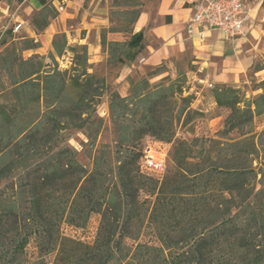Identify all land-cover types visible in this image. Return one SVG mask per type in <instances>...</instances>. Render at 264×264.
<instances>
[{
  "label": "trees",
  "instance_id": "obj_1",
  "mask_svg": "<svg viewBox=\"0 0 264 264\" xmlns=\"http://www.w3.org/2000/svg\"><path fill=\"white\" fill-rule=\"evenodd\" d=\"M114 3L118 21L106 32L130 36L120 41L104 33L100 45L110 63L132 62L144 48V33L133 31L142 5ZM57 12L51 3L34 12L29 23L35 34ZM22 43V50L39 46L34 38ZM52 47L53 62L66 49L76 51L64 35ZM79 49L71 73L38 54L18 57L14 47L3 59L9 86L0 102V264H46L42 257L51 253L52 264H264V129L256 134L251 127L255 116L264 115V80L251 98L239 87L214 85L211 94L225 111L227 139L209 140L214 151L202 155L197 140H173V131L165 128L162 105L179 100L176 113L184 122L189 118V97H181L177 81L151 86L141 79L134 85L130 78V95L109 94L115 149H100L89 170L62 145L64 132L84 130L93 143L102 126L96 103L107 86L87 72L86 47ZM231 132L242 138L232 139ZM144 136L172 144L161 177L140 170L138 142ZM92 212L100 222L91 242L60 232L62 223L86 226ZM31 237L35 260L25 255Z\"/></svg>",
  "mask_w": 264,
  "mask_h": 264
},
{
  "label": "rangeland",
  "instance_id": "obj_2",
  "mask_svg": "<svg viewBox=\"0 0 264 264\" xmlns=\"http://www.w3.org/2000/svg\"><path fill=\"white\" fill-rule=\"evenodd\" d=\"M142 5V10H150L155 6V0H139ZM119 8L115 6L114 0H78L74 5L64 8V11L50 19V24L46 29H49V34H52L50 41L44 36V31L36 33L38 35L36 42L39 46L36 49H21L22 41L25 38H31L26 32V24L24 28L13 32L12 28L16 24V17L18 20H25L29 26V19L33 13L26 14L25 6L19 0H1L0 1V102L4 100L2 97L3 92L9 86V79L3 70V59L9 58L10 52L14 47L15 54L18 57L28 58L31 55H39L43 57L44 62L50 60L49 55L54 52L52 47V41L56 36L64 35L66 38V45L76 48L75 52L70 49H66L63 54L65 59L63 60L65 65L59 68L61 71H67L71 73L76 61V54H80V45L86 47V62L87 72L93 73L98 77L104 78L107 88L102 96L97 99V105L95 110L96 118L102 120V126L98 131L96 139L91 140L87 138L85 131H77L68 129L67 137L63 141L62 145H67L76 152V158L85 168L91 169L93 166V157L98 154L100 149L109 147L111 150L115 149L114 146V133L112 132V121L108 113V99L111 91H117L121 97L128 96L132 92L133 85L130 83V78L133 80L134 85L141 79L147 80L152 86L153 84L162 82L164 86H167L169 80H176L177 84L182 87L181 97H189V113L188 119L184 122V115L180 118L176 113L178 103L172 105H162L160 107L161 116L164 122H166L165 128H169L173 131V140H197V150L201 149L202 155L208 151L213 150V143L208 141L211 139L220 140L225 142L222 132L224 130L223 123L225 119V111L219 108L213 100L211 90L214 87H205L196 82L194 79L195 69L198 64H194V58L189 54H184L176 58L172 63L166 61L160 65L164 66L162 71H158L156 74L150 75L149 72L155 67L160 66H148L143 64L139 59H135L132 62L125 61L123 64H112L108 61L107 52L100 45L101 35L106 33L107 39L116 38L120 41L129 38L130 33L111 34L106 32L110 25H116L118 21L117 11ZM31 27V26H30ZM50 27V28H49ZM248 28V27H247ZM35 33V32H34ZM12 55V54H11ZM264 55V54H263ZM56 58H59L55 55ZM62 57V56H61ZM264 57V56H263ZM51 61L50 64L56 63ZM264 66V59L260 56L255 58L254 63L243 74L238 83H226L235 87H239L241 93L245 98H251L260 89L254 90L256 83L260 80L256 76L255 67ZM165 70V71H164ZM179 97V96H175ZM173 107V109L171 108ZM33 109L28 110V113H33ZM172 111V112H171ZM172 119V125H169V121ZM251 127L253 132L258 134L264 129V115L255 116ZM229 137L232 139H240L242 136L237 132H231ZM148 136H144L138 142V146L143 145L148 141ZM143 142V143H142ZM201 143H204L203 148H200ZM169 149L172 144L169 143ZM214 151V150H213ZM167 159V158H166ZM168 162V159H167ZM206 165L209 164L208 160H205ZM169 164V163H168ZM86 226L70 227L65 223L60 226V232L70 238L79 239L85 243L91 242L95 235L100 222V216L96 212H92L89 215ZM25 255L29 260H35L38 257V249L36 247V241L34 237L29 239V243L26 245ZM55 253L44 255L43 261L46 264H52ZM40 259V258H38Z\"/></svg>",
  "mask_w": 264,
  "mask_h": 264
},
{
  "label": "crops",
  "instance_id": "obj_3",
  "mask_svg": "<svg viewBox=\"0 0 264 264\" xmlns=\"http://www.w3.org/2000/svg\"><path fill=\"white\" fill-rule=\"evenodd\" d=\"M25 6L26 14L34 13L47 4L60 5L64 8L74 5L78 0H19ZM155 6L150 10H142L133 25V31L144 33V48L137 55L143 64L157 66L189 54L198 64L202 73L198 77L205 79L211 85L238 83L240 77L252 66L255 58L264 59V0L250 2L247 6V30L237 38H227L223 33L209 30L203 40L190 38L185 24L191 16L195 0H155ZM16 24L26 26V32L37 40L29 24L25 20L15 19ZM50 28V27H49ZM49 29L44 31L48 41L52 34ZM256 76L264 79V66L255 72ZM196 74L194 73V79Z\"/></svg>",
  "mask_w": 264,
  "mask_h": 264
},
{
  "label": "built area",
  "instance_id": "obj_4",
  "mask_svg": "<svg viewBox=\"0 0 264 264\" xmlns=\"http://www.w3.org/2000/svg\"><path fill=\"white\" fill-rule=\"evenodd\" d=\"M261 0H195L191 16L187 20L184 30L190 38L196 37L203 40L209 30L223 33L227 38L233 39L245 34L247 30V6L250 2ZM58 12L63 10L60 5L56 8ZM22 29V24L17 23L13 26L12 31L16 32ZM58 67L67 66L62 62L67 61L65 56L56 58ZM47 60V63H50ZM202 73L200 67L195 69V80L198 84H206L198 75ZM207 87H212L207 83ZM168 144L156 140H148L143 144L141 150L140 170L147 174L162 176L167 166V154L169 151Z\"/></svg>",
  "mask_w": 264,
  "mask_h": 264
}]
</instances>
